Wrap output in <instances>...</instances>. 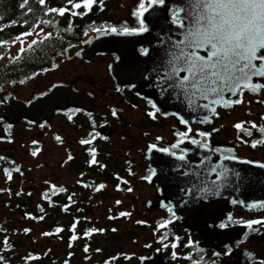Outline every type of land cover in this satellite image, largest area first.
Masks as SVG:
<instances>
[{"label":"flooded vegetation","instance_id":"obj_1","mask_svg":"<svg viewBox=\"0 0 264 264\" xmlns=\"http://www.w3.org/2000/svg\"><path fill=\"white\" fill-rule=\"evenodd\" d=\"M103 33L0 101V264H264V224L245 226L264 221L252 207L264 204V144L251 146L264 139V88H242L215 112L195 98L193 118L163 114L134 90L140 74L133 87L115 75L120 49L83 54ZM51 90V112L8 113L9 99L27 106Z\"/></svg>","mask_w":264,"mask_h":264},{"label":"snow or ice","instance_id":"obj_2","mask_svg":"<svg viewBox=\"0 0 264 264\" xmlns=\"http://www.w3.org/2000/svg\"><path fill=\"white\" fill-rule=\"evenodd\" d=\"M24 2L27 3L28 0H24ZM39 3L43 5L45 0H39ZM69 3L71 8H50L48 11L58 13L60 16H63L66 11L73 16L85 15L86 12L79 13L74 9L83 7L85 10H90L97 0H82V4L75 0H69ZM149 3L163 4L164 0H149ZM189 4L190 9H184L186 13L184 19L189 22L188 27L183 40L174 45L178 52H171L172 58L168 61L171 67L170 71L166 73V77L172 82L170 87L179 88L192 98L199 97L209 100L211 97L209 104L202 105V107L212 112H215V108H210V105L221 102L228 104V101L224 100L226 92L237 96L242 88L253 92L264 88V85L252 84L254 77L264 78V0H189ZM146 11L145 3L141 2L135 15L142 18ZM176 18H178V12L174 16V19ZM43 23H49V21H43ZM180 27H184L183 22ZM103 30L113 33L118 31L114 27ZM96 31L99 32L101 29H96ZM131 31H147L144 20L140 19L138 30ZM123 34H130V30L124 28ZM29 35H32V32H24L16 39L23 44V37ZM32 43L35 44L36 41ZM201 50L207 52L206 57L198 54ZM21 51L23 52V47ZM181 72H185L187 75L179 78ZM242 102L241 99H236L231 103L240 104ZM113 114L115 115V112ZM149 115L154 114L149 113ZM234 127L243 130L246 135H252L251 131L240 123L235 124ZM250 127L256 129L257 125L252 123ZM261 134L264 135V129H261ZM180 135L183 137L185 134L181 133ZM90 142V140L80 141L81 144ZM193 143H197V141H193ZM258 144H264V139L255 140L251 146L255 148ZM172 147L175 148L176 145H172ZM92 157L91 163L95 164L94 150ZM180 159H183V156ZM6 175L9 179L11 178L10 171ZM220 175L227 178V171ZM252 207H264V204H254ZM228 219L229 223L233 222L232 217ZM261 224H264V221L252 220L245 226L252 229L254 225ZM224 226L221 225V227ZM160 227H164V225L161 224ZM72 239H76V237L73 236ZM164 247H168V245L164 244ZM171 247L175 249L176 244L173 243Z\"/></svg>","mask_w":264,"mask_h":264},{"label":"trees","instance_id":"obj_3","mask_svg":"<svg viewBox=\"0 0 264 264\" xmlns=\"http://www.w3.org/2000/svg\"><path fill=\"white\" fill-rule=\"evenodd\" d=\"M75 2L82 4V0ZM60 7L71 8V4L69 0H45L43 5L39 0H28L27 3L24 0H0V101L51 65L56 57L82 42L85 35L102 33L104 28L133 30L139 27L135 15L139 2L129 13L131 21L124 18L114 21L110 11L112 4L108 0H97L90 10L74 9L79 13L86 12L85 15L73 16L66 11L60 16L48 11ZM113 7H116L115 3ZM24 32H32V35L24 36L26 41L23 40L22 44L16 37ZM32 36H35L36 43L27 45ZM14 48L20 49L16 51Z\"/></svg>","mask_w":264,"mask_h":264},{"label":"water","instance_id":"obj_4","mask_svg":"<svg viewBox=\"0 0 264 264\" xmlns=\"http://www.w3.org/2000/svg\"><path fill=\"white\" fill-rule=\"evenodd\" d=\"M147 11L144 16L138 17L144 20L147 31L130 32L123 34L118 32H106L91 38L87 43L83 54L87 51L103 48L106 44H110L112 50L120 49L122 56L113 68L114 73L123 65L124 72L120 75L115 74L118 78H127L129 84L133 87V76L140 74L135 81L134 90H140L139 94L148 100L159 112L163 114H175L183 118H193L197 112L194 111V99L190 95H186L179 88L170 87L172 83L166 77L167 69L163 71L162 61L170 53L174 51V45L183 40L184 33L188 27V21H185L186 15L184 9H190L189 0H164L163 4H150L146 6ZM168 11L178 12V18L172 19L168 15ZM184 27H180L181 23ZM121 44H124L121 46ZM133 49H144V53L135 56ZM169 53V55H167ZM207 56V52L201 50L198 54ZM185 73V72H182ZM187 75V73H185ZM254 80V78H253ZM252 80V81H253ZM138 93V91H136ZM184 93V102H180V93ZM56 92L51 90L44 98H37L33 102L24 106L23 103L17 102L14 98L8 100L12 104L8 109V113L15 108L19 116L28 119H35L48 111L51 112L57 103L53 98ZM231 93H225L224 100L229 98ZM198 97H196L197 100ZM203 104L211 100H204ZM215 105H211L213 108Z\"/></svg>","mask_w":264,"mask_h":264},{"label":"rangeland","instance_id":"obj_5","mask_svg":"<svg viewBox=\"0 0 264 264\" xmlns=\"http://www.w3.org/2000/svg\"><path fill=\"white\" fill-rule=\"evenodd\" d=\"M137 2H139V4L141 2L146 4L147 0H108V3L112 4V9L110 10L112 19L114 21H117L120 18H124L128 21H131L132 18H130L129 13L132 9H136ZM113 3H115L116 7H113ZM34 37H31V40L27 43V45L32 43L33 41H36V38ZM23 40L26 41L24 38ZM19 49L20 48H14V50L16 51H18Z\"/></svg>","mask_w":264,"mask_h":264}]
</instances>
